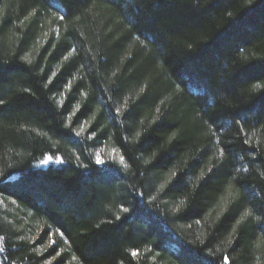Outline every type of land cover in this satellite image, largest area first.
Instances as JSON below:
<instances>
[{
    "label": "trees",
    "instance_id": "16d2710c",
    "mask_svg": "<svg viewBox=\"0 0 264 264\" xmlns=\"http://www.w3.org/2000/svg\"><path fill=\"white\" fill-rule=\"evenodd\" d=\"M0 100V264H264V0H0Z\"/></svg>",
    "mask_w": 264,
    "mask_h": 264
},
{
    "label": "snow or ice",
    "instance_id": "6c2138e0",
    "mask_svg": "<svg viewBox=\"0 0 264 264\" xmlns=\"http://www.w3.org/2000/svg\"><path fill=\"white\" fill-rule=\"evenodd\" d=\"M60 19L63 20L64 17L61 16ZM2 104H4V101H3V100H0V105H2ZM97 162L99 163L100 161L98 160ZM173 175H175V173H174ZM237 223L239 224V221H237ZM261 227H264V224H262ZM49 243H50V244H53L54 241H51V240H50ZM57 255L59 256L60 254L57 253ZM132 255L135 256V255H136V252H133ZM224 264H229V257H228V256H225V257H224Z\"/></svg>",
    "mask_w": 264,
    "mask_h": 264
},
{
    "label": "rangeland",
    "instance_id": "374dc122",
    "mask_svg": "<svg viewBox=\"0 0 264 264\" xmlns=\"http://www.w3.org/2000/svg\"><path fill=\"white\" fill-rule=\"evenodd\" d=\"M57 159H53V158H44L42 161L39 162V164L37 166H47L49 165L50 163H54L56 162Z\"/></svg>",
    "mask_w": 264,
    "mask_h": 264
}]
</instances>
